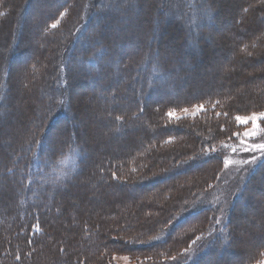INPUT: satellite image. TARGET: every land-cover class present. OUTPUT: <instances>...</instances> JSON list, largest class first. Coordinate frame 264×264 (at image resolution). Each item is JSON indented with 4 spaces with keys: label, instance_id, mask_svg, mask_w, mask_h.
Masks as SVG:
<instances>
[{
    "label": "rangeland",
    "instance_id": "374dc122",
    "mask_svg": "<svg viewBox=\"0 0 264 264\" xmlns=\"http://www.w3.org/2000/svg\"><path fill=\"white\" fill-rule=\"evenodd\" d=\"M1 1L3 7L0 13V79L8 65L11 66L12 75L9 79L10 99L5 101L6 103L0 100V174L10 171L9 164L15 162L14 150L24 145L29 133L35 129L36 121L48 110L49 100L54 101V95H51L53 86L47 87L44 80L51 79L53 70L58 71L62 62L65 67L67 63L68 69L80 77L75 80L72 78L68 88L64 83L60 86L61 102L58 103L62 106H58L52 115V119L56 117L57 121L50 126L47 133L52 134L49 139L52 145H58L60 139L66 138L69 146H74L71 144L75 141V135L79 146H84L88 152V158L83 163V172L70 186H65L64 192L60 194L63 203L57 211L62 215L58 216L57 222L60 224V236L63 241L68 238L69 233H76L78 240L79 233H83L77 227L81 221L83 226L89 228L88 231L84 230V234L91 240L96 237L94 229L97 224L100 229L110 230L107 244L114 251L109 253L106 263L173 264L179 256L182 257L181 261L187 262L190 254L196 255L209 245L217 251L214 254L199 255L197 264H245L253 259V255H258V247L264 245V174L255 180L251 179V175L264 162V149L252 147L254 144H264V116L260 115L264 113L262 0H253L255 3L251 6L248 0H195L196 5L189 7L191 13L185 6L174 5H169L168 11H163L162 0H120L119 5L110 0L108 4L99 6L98 9L102 13L94 14L88 23L89 27L82 33V37H85L92 29L94 32L100 31L102 37L98 38L96 47H108L106 54L102 53L105 55L104 60L100 62L113 65L106 78H99L92 84L87 80L89 76L71 63L74 59L72 57L79 51L75 50L67 55L69 42L77 40L83 29L81 23L76 29L72 27L74 24L70 23L68 10L48 23L47 32L55 29H58V32L49 36L51 43H45L47 49L40 42V30L35 24L49 16L62 0ZM246 6L252 7L256 12L252 11L250 15L245 13ZM106 13L108 15H105ZM98 20L103 26L96 23ZM64 29H70V34ZM66 42L68 44L65 50H52V45L65 47ZM141 47H149V51L144 53ZM43 51V57H40ZM133 58L138 60L135 66L130 68L131 72L127 71L129 75L124 77L121 70L124 67L128 70L127 67ZM31 60L27 68L33 71L34 75L37 73L38 78L34 88L33 85L27 86L24 80V67ZM37 61L42 66L41 70L34 68ZM160 61L166 62L172 70V75L177 78L179 84L177 93L183 96L197 97L226 89L231 92V89V100L239 97L248 102L247 105L258 103L261 108L257 111L250 108L244 111L239 106L243 112L230 113L238 128L231 136V143L221 141L211 148L217 153L219 161L212 160L208 163V174L210 169L215 170L212 176L206 173L207 177L200 173L205 161L195 162V156H182L184 151L178 154L180 151L177 149L191 150L189 144L184 147L183 143L179 142L188 140V136L189 140L191 137L193 142L198 144V136H204L199 128L208 124V121H205L207 117L219 111L216 112L214 107L204 100L166 108V119L182 123L175 129L181 133H178L182 135L180 138L172 136L170 132L162 134L157 153H162L167 159L160 167L149 168L150 163L152 164L149 162L145 167V175L131 177L126 185H123V181L128 178L115 172L117 184L105 187L102 185L107 180L105 173L102 167L98 168V173L95 170L96 164L113 160L115 156L126 155L133 147L140 146V143L146 140L153 145L157 141L156 133L147 126L149 122L154 123L150 118L154 116L150 109L149 122L144 115L141 120L128 123L124 132L119 127L112 126L110 111L113 109L111 107L116 105L117 108L119 106L121 110H125L136 101H167L172 98V89H161L159 82L163 81L156 80L159 75L156 66ZM60 71L63 76L62 67ZM154 82L156 86L161 85L160 91L153 90ZM0 83L1 95L4 86L1 80ZM113 88L117 89L115 94ZM140 89L144 92H140ZM134 92L136 94H133ZM124 93L128 96L124 97ZM104 94L105 97L102 98ZM63 111L65 116L61 114ZM169 112L174 114L170 116ZM253 116L256 118L252 119ZM238 117L240 119H237ZM48 121L49 118L46 123ZM63 121H66L68 133L64 127L57 124ZM210 140L212 143L218 141ZM77 150L79 149L75 148L74 152L70 151L61 159L53 179L57 177L60 183V180L75 172L79 164ZM154 160L157 161L156 158ZM180 160L189 166L188 169H180L176 173L174 169L180 166ZM171 167L173 169L170 170ZM130 170L135 171L131 168ZM188 171L189 174H186ZM38 182L41 183L40 180ZM18 183V175L0 178V208L13 204L11 202L17 196ZM163 191L170 194L168 201L164 194L153 198ZM54 193V190L50 189L46 194L49 198ZM239 193L246 198L237 199ZM58 201L61 202L59 198ZM245 202L248 206H245ZM144 204L146 206L142 207ZM231 204L233 209L237 208L234 217L232 216L236 229L235 232L228 233L227 209ZM163 206L165 211L162 215ZM209 206H213L209 215L214 218H209L208 214L202 216V220L211 221L212 229L208 233L200 234V230L195 231L199 234L186 238L181 247L174 249L175 252L167 255L163 252L162 255H157V259L148 258L153 249L160 247L156 250H167L169 242V246L173 245L170 239L178 229L177 226L182 223L180 216L188 217L189 213ZM67 217H71L68 222ZM222 232L225 234L224 239L222 236L217 239L214 237ZM108 247L107 249H110ZM138 247L146 251L131 253L126 250H138ZM179 248L182 251L178 252ZM87 254L86 252L85 255ZM250 264H264V251Z\"/></svg>",
    "mask_w": 264,
    "mask_h": 264
},
{
    "label": "trees",
    "instance_id": "16d2710c",
    "mask_svg": "<svg viewBox=\"0 0 264 264\" xmlns=\"http://www.w3.org/2000/svg\"><path fill=\"white\" fill-rule=\"evenodd\" d=\"M172 1L173 2H168L167 0L161 1L162 2L161 7L163 8V11L164 10L168 11L169 5L170 6L174 5L175 7L185 6V9L188 8L190 12L189 7H193L194 4L196 5L195 0L193 1L172 0ZM248 1H250L251 3L250 6L253 3H255L252 2L253 0H248ZM262 1L264 2V0ZM1 2L2 1L0 0V13H1V8L3 7ZM109 2L110 0L109 1L108 0H62V2L58 3L56 7L51 11L49 16H47L46 18H42L43 21L39 20L38 24H35L37 25L36 27H38V29L40 30L39 31L40 42L44 44L43 46L44 48H45V43H51L50 42L51 39L50 40L48 39L49 36H52L51 34L58 32V29H55V31L47 32L46 30L48 29L46 28L49 26L48 23H51V21L56 20L58 16L64 11L68 10L69 16L71 17L70 23L74 24V26H72L74 29H76L80 25V23L82 24L83 29L80 32L77 40H75L74 42L73 41L69 42L70 49L68 48L69 51L67 52V55L69 53L71 54L75 50L79 51L75 53V55L72 57L74 59L71 58L72 59L71 63L76 65V67H78V69L81 70L80 72H83L85 75L89 76V79L87 80L91 84L92 82L97 81L99 78H106L108 73L112 71L113 65L111 63L102 64L103 62L102 63L100 62L101 60H104L103 58H105V55H103L102 53L105 52L106 54L108 48L107 46L104 45L100 46V48L96 47L98 38L102 37L100 31L94 32L92 29L93 32L91 31V33L86 35L85 37H82L83 36L82 33L84 29L89 27L88 23L90 22L91 17L94 14L102 13V11L98 9L99 6H103L104 4H108ZM119 2L120 0L113 1V3L116 5L117 4L119 5ZM250 6L245 7L246 8L245 13H248L249 15L253 11L252 7ZM253 12L256 11L254 10ZM105 15H108V13H106ZM96 23L99 24L100 26H103V23L100 20H98ZM64 30L66 31V33L70 34L69 32L70 29H64ZM67 44L68 42H66L65 47H62V45L60 46L52 45L53 46L52 50L55 49L65 50L67 48L66 46ZM26 47L27 45L24 46V48ZM141 50L142 52L146 53L147 50L149 51V47L148 49L145 47H141ZM142 52L140 54H142ZM43 54L44 51L41 53L40 57H43L42 56ZM138 58L131 59L130 65H128L127 67L128 70H126L125 67L121 70L124 77L129 75L127 71L131 72L130 68L135 66V63L137 62ZM31 62L32 60L28 61V63H26V66L24 67L26 69L24 80L27 86L33 85L34 88L38 82V78H36L37 73L34 75L33 74L34 72L27 68V66H29ZM63 63L64 62H62L59 65V69H57L58 71L53 70V76L51 79L44 80V83L46 84L47 87L53 86L51 95H54V101L51 99L49 100L50 105L48 110H46L43 116L40 119H38V121H36L35 129L31 133H29V137H27L28 139L23 143L24 147L22 146L14 150L15 162L14 164L12 163L9 164L8 169L10 171L5 174H0V178L2 177L7 178L8 176L11 175L13 176L18 175L20 177V183H18L19 189L17 192V196H15L16 197L15 200L11 202L13 204H11L10 206H3L0 208V264H86L87 261L88 264H102V263L112 264L105 262L106 258L109 256V253L114 251V249H112L111 246L107 244V242L109 241L108 237L110 230L105 231L103 229H100V225L98 226L97 224L96 225L97 228L94 229V235H96V237L93 240H91L89 237H86V235L84 234V230L88 231L89 228L87 226H83L81 221H79L78 224L80 225L79 226L77 225V227H79L78 229L80 231L82 230L83 233L81 234L79 233L78 240L76 233L75 234L69 233L68 238H66L65 241H63L62 236H60L61 235L60 224H58L59 222H57L58 216L62 215L59 213V210L57 211L58 207H60L59 205L63 203L60 194L64 192L63 190L65 186H70V184L74 180L78 179V175L81 174L84 170L83 163L88 158V154H87L88 152L86 148L84 146L82 147L79 146V140L77 139V137L75 139V135H74L75 141L73 142V144H71L74 146H69L70 143H68L65 140L66 138L63 140L61 139L59 140V138H57V140H59L58 145L57 144L52 145L51 143H49V139L52 136V134L50 135L47 133H49L50 131L51 128L50 126L57 121L56 117L52 119L53 117L52 115L54 114L58 106L60 105L62 106V104L59 105L58 103V101L61 102L60 86L64 83V86L68 88V85L71 82L72 78L74 80L80 78L79 74L77 75L73 73L72 70L70 71L68 69L67 63H66V67L65 65H63ZM37 67L38 70H41L42 68V66H40V63L38 61L35 63L34 68ZM61 67L64 69L63 76L60 71ZM156 67L159 74L157 75L156 80L159 79L163 81V82L161 81L159 82L162 85L161 89H163L164 87L172 89L173 92L172 98L168 99L167 101H160L159 99L151 100L149 102L146 100H142L138 102L136 101V103L133 106H128L125 110H121L119 106L117 108L116 105L114 107H111L113 109L110 111V114L112 119L111 120L112 126L114 128L119 127L122 130V132H124L128 123H133V121L135 122L136 120L139 121V119L144 115L145 117H147V120L149 122L150 120L148 118V111H149L148 109H150L152 115H154L150 118L153 119L154 123L149 122L147 126L149 127L150 130H153L156 133L155 139L157 141H155L153 145V144H149L148 140H146V142H141L140 146L138 145L133 147L131 151L128 152V154L126 155H120L118 157L115 156L113 160L101 161L98 164H96L95 170L99 173L98 168L102 167L105 173V177L107 180L104 184H102L105 187L107 185L117 184L116 180L118 179H116V177L114 176L115 172H117L118 174L121 173L122 176L128 178L127 180L123 181V185H126L128 184L127 182L131 177L135 178L136 175H140V174L144 176L145 167H147L146 165H148L149 162H152V164L150 163L149 168L151 167L154 168L156 166L160 167L162 162L167 159V157H163L164 155H162V153L161 154L157 153L158 152L157 146H159V143L162 142V136H163L162 134L166 132H170L172 136L180 138L179 136L182 135H178L179 132L176 131L175 129L177 125H180L182 123L181 122L175 123L170 121L169 119H166V115H165L166 108L187 105L188 103H191L194 100H204L210 106H213L214 107L213 109L216 112L219 111L217 114L215 115L211 114L209 117H207L205 121H208V124L207 125L203 124L202 128H199L201 129L202 135L204 136L202 137L201 134L200 136H198L199 137L198 144L194 143L191 137H190L191 140H189V136H188V140H179V142L183 143L184 147H187V145L189 144L190 146L188 145V147H190L191 150L190 151L188 149L182 150L183 148L177 149L178 151H180L178 152V154H181V152L184 151L182 153L183 154L182 156L189 154L195 156V159L197 160L195 162H198L200 160L205 161L206 163L203 165L201 169V171L204 170V172L200 171V173H202L201 174L202 176L204 175L207 177L210 174L212 176L215 170L212 169L211 171L210 169V173L208 174L209 171L207 170L208 163L212 162V160L219 161V158L216 157L218 156L217 153H215L214 150H212L211 148L217 142L222 141V142L231 143L232 142L231 136L233 132L236 131V129L238 128V125L234 123V121L231 119L230 113H234L236 111L243 112V110L246 111V109L248 108L252 109V111L254 110L257 111L261 106L258 103L257 104L253 103V105H251L250 103L247 105L248 102L242 100L239 97H236V99L231 100V95H230L232 93L231 89H230L231 92H228L227 91L228 89H226V91H220L218 93L216 92L206 93V95L202 94L197 97L187 96V95L183 96V94L177 93L176 89L179 84L178 81L176 80L177 78L172 75L173 72L170 69V67H168V64L166 62L160 61L158 63V66ZM11 75H12L11 66L8 65L4 70L2 79H0L2 81V85L4 86V90H2L3 92L0 95V100L3 101L4 103L8 102V100L10 99L9 96L11 90L10 87L11 82L9 79ZM154 84L155 85L153 90L157 92V90H159L161 85L156 86L155 82ZM117 89L119 88L117 87ZM117 89L116 88L112 89L114 94L116 93ZM0 92H1V87H0ZM140 92H144V90L140 89ZM133 94H136V92H134ZM123 96L127 97L128 94L124 93ZM104 97L105 94L104 96H102V98ZM106 97L108 98V95ZM239 106H241L243 110H240L241 107L239 108ZM225 108H228V110H226ZM61 114L62 115L64 114L65 116L64 111ZM58 116L59 115H57V117ZM64 116H62V118ZM48 118L49 121L46 123ZM57 124L60 125L59 127L61 126L64 127L65 131L68 133L66 121H63L61 123L57 122ZM210 139L215 141L218 140V141L212 143L209 142L211 141ZM54 140H55V136H54ZM75 148L79 149L76 151L79 155L77 159V162L79 163L77 165V169L71 176L69 175L66 179L60 180L59 183L58 179H56L57 177L53 179V176L55 175L54 172L57 169V165L59 164L61 159H63V157L66 156L70 151L73 150L74 152ZM154 158H156L157 160L156 162ZM180 162L181 163L178 164L180 166H178L177 169H174L175 172L176 171L178 172L180 169L181 170L188 169L187 167L189 166L188 164H186L185 162L183 163V160H180ZM130 168L134 169L135 171L130 170ZM171 169L173 168L171 167L170 170ZM186 174H189V171ZM263 174H264V162L261 164V166L258 169H256L253 172V174L251 175V179L255 180L257 177L263 176ZM202 179H204V177ZM39 180L41 181V183L38 182ZM50 189L54 190L55 193L48 198V194L46 193H48ZM161 194L165 195L166 201L170 199V194L169 193L165 194L164 191L163 193L162 192L159 193L158 196H154V197L152 196V197L157 198ZM58 198L60 199L61 202L58 201ZM236 198L237 199L246 198V196L243 195L242 193L241 194L239 193ZM145 206L146 205L144 204L142 207ZM164 206L162 207L163 208L162 215H163V211H165ZM245 206H248L247 202H245ZM233 207L231 204L227 209L229 210L227 211L228 223L226 222L227 223L226 229L228 233L235 232L236 229L235 219L233 217L235 210L237 208L233 209ZM212 211H213V206H209V207H205V209L203 210L189 213L188 217H185V215L180 216L179 218L182 219V223L181 225L177 226L178 229L174 232V236L170 239V241H173V245L169 246L170 243L169 242L167 244L168 245L167 250L157 251L156 249H159L160 247L153 249L154 251L152 250L153 252L151 255L148 256V258L153 257L154 259H157L159 258L157 255H162L163 252H166L165 255L171 252H175L176 250L174 249L177 248V246L181 247L184 240L186 238H189L191 235H198L199 233L200 234L208 233L209 230L212 229V226L210 224L211 221L208 222V220L206 221L202 220V216L207 214L209 215ZM164 216H159V217H164ZM208 217L214 218L212 216L210 217V215ZM165 218L166 217H164V219ZM69 219H71V217H67L66 222H68ZM189 228H191L192 230L189 231L188 230ZM198 230H200L199 233L195 232ZM224 235H225L224 232H222V234L217 233L214 237L217 239L219 238V236H222V239H224L225 238ZM212 242L213 241L211 239V243ZM108 246L110 247V249H107ZM137 249L138 250H136L135 248L134 250L132 249H126V250H129L131 253L146 251L143 250V248H139V247ZM180 251H182L181 248H179L178 252ZM216 251L217 249L210 247L209 245L206 246L205 249H203L201 252H198L196 255L190 254V259L187 260V262L184 260L181 261L182 257L178 255L179 257L177 258V260L173 262V264H197L198 261L200 260L199 258L201 255L214 254ZM263 251H264V245L258 247L256 253L258 255L257 256L253 255L254 256L253 259L258 258V256ZM86 252L88 253L87 255H85ZM252 260H249V262H246L245 264H250ZM241 263L243 264V262Z\"/></svg>",
    "mask_w": 264,
    "mask_h": 264
},
{
    "label": "snow or ice",
    "instance_id": "6c2138e0",
    "mask_svg": "<svg viewBox=\"0 0 264 264\" xmlns=\"http://www.w3.org/2000/svg\"><path fill=\"white\" fill-rule=\"evenodd\" d=\"M53 27H55V25H53ZM202 107V106H201ZM174 113H172V112H169V115L171 116V115H173ZM261 116H264V113H261L260 114ZM256 117L255 116H253L252 117V119H255ZM237 119H240L239 117L237 118ZM247 134V133H246ZM253 149H256V148H259V149H264V144H254L253 146Z\"/></svg>",
    "mask_w": 264,
    "mask_h": 264
}]
</instances>
